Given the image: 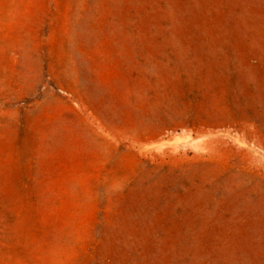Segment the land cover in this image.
<instances>
[{
	"label": "rangeland",
	"instance_id": "374dc122",
	"mask_svg": "<svg viewBox=\"0 0 264 264\" xmlns=\"http://www.w3.org/2000/svg\"><path fill=\"white\" fill-rule=\"evenodd\" d=\"M0 264H264V0H0Z\"/></svg>",
	"mask_w": 264,
	"mask_h": 264
}]
</instances>
